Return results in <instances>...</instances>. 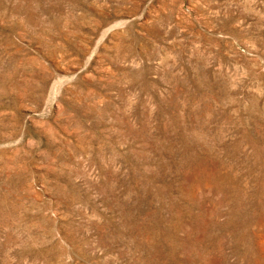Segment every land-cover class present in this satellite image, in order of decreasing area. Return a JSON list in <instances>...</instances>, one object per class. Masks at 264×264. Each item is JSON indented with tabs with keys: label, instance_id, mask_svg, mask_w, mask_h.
<instances>
[{
	"label": "rangeland",
	"instance_id": "374dc122",
	"mask_svg": "<svg viewBox=\"0 0 264 264\" xmlns=\"http://www.w3.org/2000/svg\"><path fill=\"white\" fill-rule=\"evenodd\" d=\"M0 264H264V0H0Z\"/></svg>",
	"mask_w": 264,
	"mask_h": 264
}]
</instances>
